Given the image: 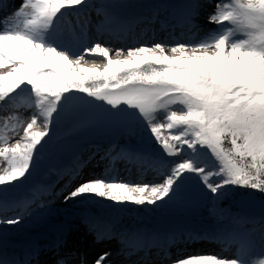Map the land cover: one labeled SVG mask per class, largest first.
<instances>
[{"label":"snow or ice","instance_id":"snow-or-ice-1","mask_svg":"<svg viewBox=\"0 0 264 264\" xmlns=\"http://www.w3.org/2000/svg\"><path fill=\"white\" fill-rule=\"evenodd\" d=\"M88 6L89 0H22L0 17V105L19 108V99L35 109L23 121L14 112L0 116V162L6 165L0 167V192L30 175L60 113L79 94L110 118L143 126L161 153L163 171L154 183L82 179L65 202L95 196L138 206L168 204L193 180L214 201L230 188L264 194V0H218L207 17L217 30L197 42L116 49L96 42L76 54L58 28L70 12ZM22 219L0 216V225ZM34 255L21 261L0 254V264H31ZM111 255L103 251L94 264H111ZM56 264L87 261L73 254ZM172 264H264V258L196 253Z\"/></svg>","mask_w":264,"mask_h":264},{"label":"bare ground","instance_id":"bare-ground-1","mask_svg":"<svg viewBox=\"0 0 264 264\" xmlns=\"http://www.w3.org/2000/svg\"><path fill=\"white\" fill-rule=\"evenodd\" d=\"M15 3L16 0H0V17L11 14ZM152 14L153 12H145L140 18L124 20L115 26L116 30L113 32L104 30L99 32L95 24H91L92 34L85 37L79 33L77 43L76 38L70 36V32L67 30L58 29V36L66 42L70 51L76 54L82 53L85 47H90L96 42L116 49L135 47L145 43L192 42L203 36L195 34L196 25L194 23L190 24L191 32L188 37H180L181 33L178 31L183 30V26L168 25L164 13H161L163 19L158 16L156 19L152 18L153 22H151L150 15ZM168 23L170 22L168 21ZM142 24H147L148 27L144 33L140 29ZM89 59H96L97 63H102L96 57H86V60ZM23 95L27 97V93ZM16 103L20 104L19 108H5L0 105V116L14 112L21 117L22 121L29 119L35 109L27 108L19 99ZM94 114L84 119H81L80 116L77 119V121L80 120L77 124L64 131L56 133L54 130L46 144L53 148H62V146L73 144L75 148L72 150L84 147L81 154L70 155L67 157V164H63L62 169L51 171L43 166L40 153L39 160L35 163L29 176L22 182H17L15 186H5L6 192H0V216H23L19 224L0 225V248L4 250L0 254L23 261L29 253H34L31 264H56L58 259H71L74 254L76 258L82 257L87 261V264H91L93 259L106 250L112 254L111 264H153L163 263L173 258L181 249L193 250L201 247L193 243V239H199V236L193 231L187 230L179 235L144 230L141 211L134 212L127 203L124 206H118L106 198H95L93 207H89L100 212L102 218L104 215L116 216L122 208L127 207L129 214H124L123 217L133 213L131 215L133 218L132 221H128L125 227L127 230H124L123 228H111L107 220L96 219V216L92 215L93 213L85 216V211L82 209L86 206L85 204H90V202L87 203L88 199L83 200L84 204H80L75 199L64 201L63 196L82 179L93 177L115 179L133 184L154 183L158 181L160 173L163 171L158 165V156L156 157L155 154L148 153L146 150L137 151V153L145 152L142 156L137 153L129 156L127 153H131V150H125L126 146L121 142L116 143L115 138H112L106 145H91L88 148L87 144L99 143L103 141L102 139H107L105 137L108 135L102 134L105 130L117 131L119 122L129 121L114 120L104 111L97 115ZM121 130L131 136L147 133V130L140 127L139 123ZM16 139L19 137L13 135L12 142H15ZM72 159L74 160L71 161ZM3 165L0 162V167ZM29 182H31L30 185ZM73 208H76L77 211ZM33 213H35V221L23 223L25 217ZM72 213L77 215L74 223L68 220ZM198 214L202 217L205 216L203 212ZM190 215L192 216V214ZM138 221H140L139 224L135 223ZM91 225H95V229H91ZM223 235L227 236L226 233ZM224 241L227 243L224 254L228 255L233 248V240L228 237L220 243L221 246L224 245Z\"/></svg>","mask_w":264,"mask_h":264},{"label":"rangeland","instance_id":"rangeland-1","mask_svg":"<svg viewBox=\"0 0 264 264\" xmlns=\"http://www.w3.org/2000/svg\"><path fill=\"white\" fill-rule=\"evenodd\" d=\"M198 1L199 2L196 4L195 0H89L88 7H81V10L72 11L68 15H66L61 21L58 29L62 31H69L70 36L75 37L76 39H73H75L77 43L79 33H82L85 37L92 34V30L90 27L91 24H95V27L99 32H101L102 30H104L105 32H113L114 30H116L114 28H116L115 26H117V24L121 23L124 20L140 18L145 12H153V14L150 15L151 22H153L152 18L156 19L158 18V16L163 19L161 13H164L165 20H167L166 23L168 25H181L184 27L183 30L178 31V33H181L180 37H188L189 33L191 32V25L195 23V34L203 35L192 41L197 42L206 38V36H208L209 34L215 32L218 27L207 22V17L211 12L215 10L214 5L218 2V0ZM21 3L22 0H16L15 7L12 11L18 9ZM103 5H109L111 7H106L103 9V11H98ZM88 15L91 16L88 17ZM106 15L108 19H106ZM168 21L175 24H170L168 23ZM147 28V24H142L140 26V29L143 33L147 30ZM80 98L81 97L78 95L75 99ZM96 104L100 105L99 103ZM94 105L95 104L87 103H85L84 105L79 104L77 106V110L80 114V112L83 113V110L86 106H92L93 109ZM101 112H103V109L94 115H97ZM73 114L76 115L75 112ZM88 115L90 114H87L86 117H88ZM135 124L138 123L134 121H121L117 124V131L112 129L105 130L102 133L103 135H108L107 137H105L107 139H102L103 141L99 143L94 142V144H87L86 146L89 148L91 145H106L110 143L112 138H115L116 143H123L126 146L125 150H131V153L136 154L137 151L139 152L141 150H146L148 153L155 154L156 157H160L161 153L159 152L158 148L154 144L150 134H148L147 131V133H139L136 136H131L126 135L123 130H121ZM59 125L60 118L57 126H53V131L56 130V133L59 129ZM140 127L143 126L140 125ZM70 145L73 146V144ZM60 149L62 148H53L47 145L44 146L40 156L41 162L44 167L49 168L51 171L62 169L61 167H64L63 164H67L68 162L67 157H70V155L81 154L80 152L84 149V147L69 151L67 156L66 154L64 155L63 158L65 161L63 162L60 158ZM143 153L145 152L137 154H139V156H142ZM74 159H72L71 161H73ZM30 184L31 182H29V185ZM188 187H192L197 189L198 191H201L196 180H193L185 186V188ZM227 194L230 196L231 201L226 200ZM95 198L100 199L99 197L95 196H87L75 198V200H78L80 204H84V199H88L87 203L90 202V204L88 205L85 204L86 206H84V208L82 209L85 211V216H88L89 213H93L92 215L96 216V219L101 218L103 220H107L111 228H123L124 230H127V228L125 227L128 221L133 218V216H131L133 213L131 215L123 217L124 214H129L127 207H125L126 209L122 208L120 212L116 214V216L104 215L102 218L99 214L100 212L95 209L89 208L93 207L92 205H94ZM204 198L205 201L203 203H189L186 201L184 195H182L179 200L172 201L168 204L159 203L158 205L146 204L145 206H138L134 203H127L131 206L134 212L141 211L142 218L144 219V230H148L154 233L170 232L171 234L174 233L179 235L189 230V232H196V234L199 236V239H193L192 241L193 243H196L201 247L193 250L181 249V251L179 250V252H177V255L173 258H170L163 263L156 262L153 264H172V261L178 257L196 253L216 254L222 257H235L237 254H240L245 259L252 260L264 258L261 255L262 253H264V240L261 239L262 235H264V194L251 189L230 188L225 197L221 198L220 200L214 201L205 195ZM224 201L229 203L227 204V210L230 212L229 215H222L221 217V215L217 214V208L218 206L222 205ZM111 203L115 202L111 201ZM115 204H117L118 206H124L125 203ZM172 206H174V208H172L173 210H169V207L171 208ZM235 208L237 209L235 210ZM73 209L76 210V208ZM199 212H203L205 216H200L198 214ZM190 214H192V216ZM76 216L77 215H75V213H72V216L68 217L69 222H76ZM34 217L35 213L31 214L30 216H26L23 220V223L35 221ZM112 217L117 221L115 219H111ZM229 218H231L232 221L230 220L229 222ZM135 223L139 224L140 221ZM224 233L227 234L226 237L223 235ZM243 234H247L246 241L242 240ZM228 237L233 240V248L229 251L228 255H225L224 252L226 251L227 243H225L224 241L223 246H221L220 243ZM4 248L6 249V247ZM0 252H4V250L0 248ZM95 259L91 261V264H94Z\"/></svg>","mask_w":264,"mask_h":264},{"label":"water","instance_id":"water-1","mask_svg":"<svg viewBox=\"0 0 264 264\" xmlns=\"http://www.w3.org/2000/svg\"><path fill=\"white\" fill-rule=\"evenodd\" d=\"M81 105V104H85V101H84V99L83 98H80V99H73V100H71L70 102H69V104L67 105V107H66V109H65V111L63 112V114H62V117H63V119H62V122H63V124H64V127L62 128L63 130L65 129V128H69V127H71L72 125H74V124H76L77 122H79V120L77 121V119L76 120H74V121H70L71 120V118L73 117V116H75V114H73L74 112L75 113H77V106L78 105ZM83 107V106H82ZM81 107V108H82ZM80 108V107H79ZM103 108L100 106V105H98V104H95L94 105V108L93 109H88L87 108V112H88V114H94V113H97V112H99V111H101ZM90 112H89V111ZM77 118H79V117H77ZM82 119V118H81ZM66 121H69L67 124H66ZM65 122V123H64ZM71 123V124H70ZM66 126V127H65ZM63 130H61V131H63ZM183 195L184 196H186V198H187V201L189 202V203H191V202H199V203H203L204 201H205V198H204V194L201 192V191H198L197 189H195V188H192V187H188V188H185L184 189V192H183Z\"/></svg>","mask_w":264,"mask_h":264},{"label":"trees","instance_id":"trees-1","mask_svg":"<svg viewBox=\"0 0 264 264\" xmlns=\"http://www.w3.org/2000/svg\"><path fill=\"white\" fill-rule=\"evenodd\" d=\"M195 1H196L195 2L196 4L199 2L198 0H195ZM226 200L231 201L230 196L228 194H227V199ZM227 204H229V203H227L226 201H224L223 204L220 205V206H218V208H217V214L221 215V217H222V215H225V216L229 215V212L230 211L227 210V208H228ZM172 208H174V206H172L171 208L169 207V210H173ZM236 209L237 208H235V210ZM230 220H231V218L228 219L229 222H230Z\"/></svg>","mask_w":264,"mask_h":264}]
</instances>
